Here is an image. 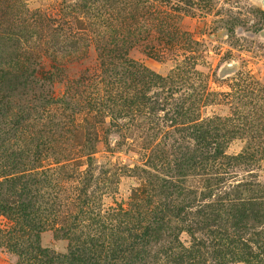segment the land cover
I'll list each match as a JSON object with an SVG mask.
<instances>
[{
	"label": "rangeland",
	"instance_id": "374dc122",
	"mask_svg": "<svg viewBox=\"0 0 264 264\" xmlns=\"http://www.w3.org/2000/svg\"><path fill=\"white\" fill-rule=\"evenodd\" d=\"M87 1L0 0V264L21 262L9 234L16 230L21 175L46 174L32 193L54 200L56 218L41 242L62 256L70 242L58 228L74 218L92 224L98 215L124 220L145 182L136 168L147 169L148 156L162 141L171 156L178 151L171 123L157 141H143L134 132L111 129L110 118L101 116L95 99L113 87L97 50L103 46L99 34L108 12L116 24L126 14L101 7L90 12ZM143 9L146 28L128 49L137 66L167 77L186 65L189 88L218 94L233 95L234 84L248 76L264 88V0H145ZM27 57L38 84L7 81L3 71ZM230 98H211L202 117L232 116ZM246 145L237 138L227 154L236 156ZM233 171L238 180L254 174L264 185V159ZM182 240L192 241L186 232Z\"/></svg>",
	"mask_w": 264,
	"mask_h": 264
},
{
	"label": "trees",
	"instance_id": "16d2710c",
	"mask_svg": "<svg viewBox=\"0 0 264 264\" xmlns=\"http://www.w3.org/2000/svg\"><path fill=\"white\" fill-rule=\"evenodd\" d=\"M144 2H86L90 12L101 7L106 13L110 9L126 14L116 24L119 20L108 12L102 22L98 43L103 46L97 50L113 88L95 100L101 116L110 118L111 129L134 132L143 141H157L171 123L179 134L178 151L171 156L162 141L148 156L147 169L136 168L145 182L135 191L131 210L121 216L124 220L98 215L92 224L74 218L58 228L70 242L68 254L62 256L41 242V234L55 227L56 218L54 200L32 193L40 185L37 179L46 174L21 175L16 230L9 233L19 264H264V185L254 174L238 180L233 171L264 159V88L248 76L234 84L233 95L218 94L203 86L189 88L186 65L167 77L137 66L128 49L146 28ZM28 62L29 57L6 68L4 78L16 86L26 87L29 81L37 85ZM218 96L233 98L232 116L203 118L202 107ZM237 138L247 145L230 156L227 148ZM184 232L192 239L190 245L182 240Z\"/></svg>",
	"mask_w": 264,
	"mask_h": 264
}]
</instances>
